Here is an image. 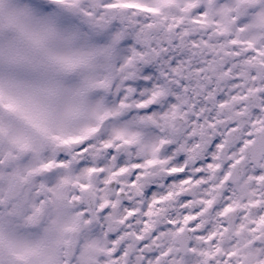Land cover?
<instances>
[{"label": "snow or ice", "instance_id": "snow-or-ice-1", "mask_svg": "<svg viewBox=\"0 0 264 264\" xmlns=\"http://www.w3.org/2000/svg\"><path fill=\"white\" fill-rule=\"evenodd\" d=\"M0 264H264V0H0Z\"/></svg>", "mask_w": 264, "mask_h": 264}]
</instances>
